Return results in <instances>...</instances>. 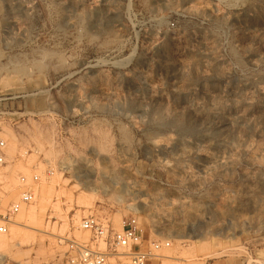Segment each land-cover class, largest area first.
I'll use <instances>...</instances> for the list:
<instances>
[{
  "label": "rangeland",
  "instance_id": "obj_1",
  "mask_svg": "<svg viewBox=\"0 0 264 264\" xmlns=\"http://www.w3.org/2000/svg\"><path fill=\"white\" fill-rule=\"evenodd\" d=\"M0 139V214L35 193L0 264L89 214L167 241L147 264H264V0H0Z\"/></svg>",
  "mask_w": 264,
  "mask_h": 264
},
{
  "label": "built area",
  "instance_id": "obj_2",
  "mask_svg": "<svg viewBox=\"0 0 264 264\" xmlns=\"http://www.w3.org/2000/svg\"><path fill=\"white\" fill-rule=\"evenodd\" d=\"M5 156L4 141L0 139V165L6 162ZM33 178L37 179L36 176ZM20 180L25 186V177H21ZM34 197L33 189L27 187L6 213L0 214V234L7 232L10 216L23 205L31 203ZM80 227L90 233V242L59 236V242L66 246V250L63 256L55 259L52 264H111L110 258L114 259L115 264H147L151 258L159 256L156 253L162 246L169 245L167 241L161 243L158 240L144 244L141 230L134 218L123 220L120 229L115 230L108 219L89 214L81 219ZM101 243L104 244V249L100 247Z\"/></svg>",
  "mask_w": 264,
  "mask_h": 264
},
{
  "label": "bare ground",
  "instance_id": "obj_3",
  "mask_svg": "<svg viewBox=\"0 0 264 264\" xmlns=\"http://www.w3.org/2000/svg\"><path fill=\"white\" fill-rule=\"evenodd\" d=\"M29 215H33V213L31 212ZM121 225H122V223H120V226H119V228L121 227Z\"/></svg>",
  "mask_w": 264,
  "mask_h": 264
}]
</instances>
